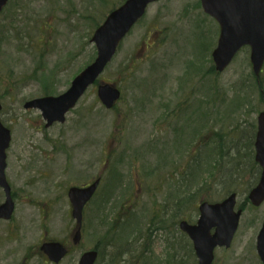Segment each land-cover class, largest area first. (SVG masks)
Returning a JSON list of instances; mask_svg holds the SVG:
<instances>
[{
	"label": "rangeland",
	"instance_id": "rangeland-1",
	"mask_svg": "<svg viewBox=\"0 0 264 264\" xmlns=\"http://www.w3.org/2000/svg\"><path fill=\"white\" fill-rule=\"evenodd\" d=\"M124 1L8 0L2 8L0 121L11 131L5 174L15 209L11 220L0 221V264H50L39 251L45 241L68 246L60 264H77L96 246L103 258L122 257L121 264H196L178 229L185 216L176 205L208 177L216 132L228 134L231 165L221 176L235 186L213 179L195 206L237 191L243 213L231 247L215 250L213 264H260L255 240L264 203L251 207L246 196L253 183L243 184L259 170H250L243 153L253 159V146L245 144L264 111L256 83L261 80L264 93V64L256 79L243 48L223 72L207 74L219 29L199 0H160L147 8L97 81L121 91L111 110L99 103L97 85L63 124L48 129L39 111L23 109L46 89L56 96L69 87L95 57L93 32ZM234 146L239 164L232 159ZM98 177L101 185L83 213L81 242L72 246L75 223L66 193ZM187 214L197 219V212Z\"/></svg>",
	"mask_w": 264,
	"mask_h": 264
},
{
	"label": "water",
	"instance_id": "water-1",
	"mask_svg": "<svg viewBox=\"0 0 264 264\" xmlns=\"http://www.w3.org/2000/svg\"><path fill=\"white\" fill-rule=\"evenodd\" d=\"M159 0H125L109 13L103 23L94 31L90 42L95 48V58L71 81L69 87L57 96H44L23 105L24 110L34 109L41 114L45 128L53 124H63L66 115L75 108L88 88L97 81L114 57L119 44L132 27L144 16L147 7ZM204 14L212 18L219 27L215 49L211 53L214 69L223 72L242 48H249L252 72L258 78L264 64V0H199ZM7 0H0V12ZM96 96L100 104L111 109L120 99L121 93L114 84L99 83ZM0 105V110H1ZM11 140L10 131L0 122V188L4 202L0 205V220L11 219L14 203L11 189L5 178L6 150ZM254 162L260 168L257 184L252 188L247 200L257 208L264 202V111L257 116V130L254 139ZM100 180H94L84 187H71L67 198L71 205V218L75 228L72 245L81 241L82 214L85 206L94 196ZM236 194L228 195L217 203L200 202L198 218L194 224L181 221L178 229L192 244L197 264H212L216 248L229 249L238 229L242 210L236 208ZM256 255L264 264V219L255 241ZM40 251L53 264H59L68 250L58 242H46ZM96 250L82 253L77 264H95Z\"/></svg>",
	"mask_w": 264,
	"mask_h": 264
},
{
	"label": "trees",
	"instance_id": "trees-1",
	"mask_svg": "<svg viewBox=\"0 0 264 264\" xmlns=\"http://www.w3.org/2000/svg\"><path fill=\"white\" fill-rule=\"evenodd\" d=\"M92 57L90 58V60L87 62V64L90 63ZM86 66V65H85ZM209 70V69H208ZM213 72L215 73V75H217V73L214 71V69L211 67L210 70L207 72V74L209 73H212ZM257 85H258V89H259V98L262 102H264V93H262V90H261V80L259 81H256ZM51 92H48V89L44 90L43 92V95L46 96V95H50ZM233 132H237L236 130H233ZM253 134V135H252ZM252 134L249 136V138L247 139L248 142L247 145L248 147L249 146H252L253 144V140L252 138H254V132H252ZM214 137H215V147L213 148L212 150V153L214 155V163H213V167L211 166L210 168H207V171H209V175L208 177L205 179V182L198 188L195 189V191L187 196H185L182 200H179L177 202V211L182 209L183 210V214L185 217H182L183 220H187L189 222H192L193 221V218L191 216V214H187V212L189 210H192V212L196 213L197 212V205L195 206V201H196V198L201 195V194H204L205 192H202L203 190H208L209 189V183L213 180V179H221L223 181H232L233 179H231L230 177H222L221 175H224L222 174V172L225 170V168L229 167L231 164H230V160H227V155L230 153V149L228 148L229 147V142L227 141L228 139V134H224V133H221V132H216L214 134ZM251 139V140H250ZM201 141H199V144L200 145ZM234 150H236L235 153H233L234 155V158L232 157L233 160H236L238 161V164H239V159L238 157H240V150L237 146H234ZM198 152H196L192 157L193 160L196 159V157H194ZM246 158L244 157L245 161L247 159V163L250 167V170L252 169H258L257 168V165L254 163V160L252 159L251 154H247V152H244L243 153ZM236 156V157H235ZM251 158V160L249 159ZM249 159V160H248ZM238 170V169H237ZM235 171L236 172V175H238V171ZM258 172L256 171V176L252 179V181L249 180V182H244L243 184L245 186H249L251 183V186L250 188L255 184L257 178H258ZM116 176V175H114ZM190 176H194L191 172ZM117 177V176H116ZM236 176H232V178H235ZM118 179V178H117ZM240 179V178H239ZM238 179V180H239ZM233 182V181H232ZM118 183H119V180H118ZM233 186H235L234 182H233ZM117 187V186H116ZM120 189V188H119ZM237 191H233V193H236ZM228 193H232V192H228ZM209 199V198H208ZM202 200V199H201ZM200 200V201H201ZM207 201V200H205ZM247 202V201H246ZM101 224H105V221L102 219L100 221ZM117 223V226H118V223L117 221H113L111 224L109 223V225H113V228L114 226L116 225ZM152 224V219L149 221V225ZM154 224V223H153ZM129 227L128 223L127 222H124L122 223V226H121V229L122 230H125ZM117 228V227H116ZM137 239V238H136ZM97 248V247H96ZM95 248V249H96ZM121 261H123V258L120 257L119 255H114V256H111L109 258H103L102 256V253L100 251L99 253V258H98V261L96 264H121ZM143 264H146V262H144Z\"/></svg>",
	"mask_w": 264,
	"mask_h": 264
},
{
	"label": "flooded vegetation",
	"instance_id": "flooded-vegetation-1",
	"mask_svg": "<svg viewBox=\"0 0 264 264\" xmlns=\"http://www.w3.org/2000/svg\"><path fill=\"white\" fill-rule=\"evenodd\" d=\"M7 179V178H6ZM10 185V184H9ZM11 187V186H10ZM1 191H2V189H0ZM3 193V192H2ZM11 194H12V198H13V201L15 200V195H14V193H13V191H12V188H11ZM63 245H65V244H63ZM99 249V252H100V248H98ZM97 249V250H98ZM220 250V249H219Z\"/></svg>",
	"mask_w": 264,
	"mask_h": 264
}]
</instances>
